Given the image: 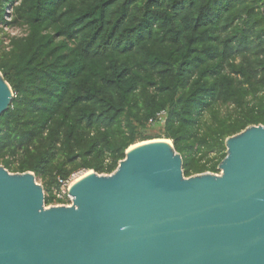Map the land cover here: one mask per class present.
<instances>
[{
	"label": "trees",
	"instance_id": "1",
	"mask_svg": "<svg viewBox=\"0 0 264 264\" xmlns=\"http://www.w3.org/2000/svg\"><path fill=\"white\" fill-rule=\"evenodd\" d=\"M0 71V166L34 173L47 207L147 141L187 178L220 174L226 140L264 126V0H0Z\"/></svg>",
	"mask_w": 264,
	"mask_h": 264
},
{
	"label": "water",
	"instance_id": "2",
	"mask_svg": "<svg viewBox=\"0 0 264 264\" xmlns=\"http://www.w3.org/2000/svg\"><path fill=\"white\" fill-rule=\"evenodd\" d=\"M13 97L0 71V118ZM225 146L221 174L187 178L172 141L139 143L71 184V206L0 166V264H264V126Z\"/></svg>",
	"mask_w": 264,
	"mask_h": 264
},
{
	"label": "built area",
	"instance_id": "3",
	"mask_svg": "<svg viewBox=\"0 0 264 264\" xmlns=\"http://www.w3.org/2000/svg\"><path fill=\"white\" fill-rule=\"evenodd\" d=\"M72 182V181H71ZM71 182H63L61 181L62 187H61V192L57 195L58 199L63 200L67 198L70 202L66 206H71L72 205V199L68 195V190L71 186ZM58 205H65V204H58Z\"/></svg>",
	"mask_w": 264,
	"mask_h": 264
},
{
	"label": "rangeland",
	"instance_id": "4",
	"mask_svg": "<svg viewBox=\"0 0 264 264\" xmlns=\"http://www.w3.org/2000/svg\"><path fill=\"white\" fill-rule=\"evenodd\" d=\"M7 32L11 33L13 35H22L23 34V32H21L20 30H17V31L8 30ZM86 174H88V173L87 172H81L79 174H76L75 176H73V178L71 180L72 181L71 184H73L76 180H79L80 178H82ZM220 174H221V172H220Z\"/></svg>",
	"mask_w": 264,
	"mask_h": 264
},
{
	"label": "bare ground",
	"instance_id": "5",
	"mask_svg": "<svg viewBox=\"0 0 264 264\" xmlns=\"http://www.w3.org/2000/svg\"><path fill=\"white\" fill-rule=\"evenodd\" d=\"M85 176H86V175H85ZM83 177H84V176H83ZM83 177H82V178H83ZM80 179H81V178H80ZM75 182H77V180H76ZM75 182H74V183H75ZM70 198L72 199V197H70ZM72 200H73V199H72Z\"/></svg>",
	"mask_w": 264,
	"mask_h": 264
}]
</instances>
